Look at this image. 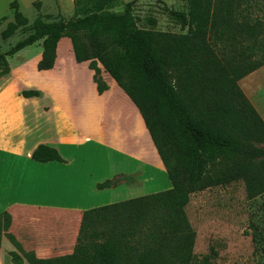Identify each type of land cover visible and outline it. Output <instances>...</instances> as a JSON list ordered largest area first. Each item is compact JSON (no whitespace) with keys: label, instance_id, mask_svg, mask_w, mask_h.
I'll use <instances>...</instances> for the list:
<instances>
[{"label":"trees","instance_id":"obj_1","mask_svg":"<svg viewBox=\"0 0 264 264\" xmlns=\"http://www.w3.org/2000/svg\"><path fill=\"white\" fill-rule=\"evenodd\" d=\"M113 1L74 0L69 18L60 12L55 21L36 18L29 32L0 50V74L9 71L8 56L38 41L37 68L52 67L58 41L69 37L76 61L89 62L97 91L107 89L98 61L136 105L170 187L85 209L71 253L39 258L26 251L27 264H190L195 231L185 206L192 193L237 180L248 198L264 193V120L237 83L264 65L260 0H189L188 12L165 6L184 33L140 27L132 2L114 11ZM10 7L13 21L3 38L27 23L16 1ZM31 158L64 161L47 144ZM122 176L96 188L116 186ZM9 224V213L1 211L0 241Z\"/></svg>","mask_w":264,"mask_h":264},{"label":"crops","instance_id":"obj_2","mask_svg":"<svg viewBox=\"0 0 264 264\" xmlns=\"http://www.w3.org/2000/svg\"><path fill=\"white\" fill-rule=\"evenodd\" d=\"M13 1L17 2L20 10L21 0H4L9 11L12 10L10 2ZM26 1L32 5L38 0ZM55 55L50 68H37L41 58L40 49L31 56L26 54L19 57L15 63L8 60L9 71L0 74V161L8 170H0V212H10L14 224L19 213L24 212L26 217L22 220L30 226L26 232L33 238L28 248L39 258L71 253L82 212L118 201V198L113 197V192L120 186L129 188L119 184L97 189L96 183L138 171L143 178L145 170L154 167L156 175L163 177V181L167 178L165 167L139 110L101 63L97 61L96 65L107 89L99 93L89 62L76 61L71 43L62 45L58 41ZM25 90H35L39 94L24 96L22 92ZM86 143L95 146V157L86 160L92 161L89 165H84L83 158L78 160L74 153ZM40 144L55 147L64 161L38 162L32 159L33 150ZM97 148L107 151V156L96 153ZM122 158L131 159L132 165L124 166ZM77 161L78 166L84 167L88 174L86 188L89 199L84 202L76 200L66 188L76 186L74 181L69 179L66 183L58 182L63 179L60 174L72 170ZM46 165L58 168L45 177L48 179L47 185L59 188L62 196L37 198L20 194L23 179L14 174L13 170L21 169V166L33 168ZM68 177L74 176L68 173ZM155 177L150 178L147 184L154 181ZM164 182L163 187H167L168 183ZM37 212H58L71 216L74 226L70 235L66 237L63 231H56L53 225L38 228L31 217ZM55 235L63 236L62 240L54 241ZM6 244L7 240L3 238L0 264H13L4 250Z\"/></svg>","mask_w":264,"mask_h":264},{"label":"rangeland","instance_id":"obj_3","mask_svg":"<svg viewBox=\"0 0 264 264\" xmlns=\"http://www.w3.org/2000/svg\"><path fill=\"white\" fill-rule=\"evenodd\" d=\"M73 1L38 0L35 1V3L39 2L38 5L35 3L31 5L26 0H21L20 10L27 18V23L24 26H19L9 37L3 38L1 32L8 22L13 21V16L12 10L9 11L4 0H0V17L3 16L0 18V50H6L17 39L29 32L31 24L36 18L42 21H55L59 19V12L65 19L73 16L75 14ZM127 2L133 3V13L140 27L175 33L186 31L181 29L179 24L168 15L165 6L188 12L189 0H114L109 8L110 10L120 11ZM260 2L263 5L261 14L264 18V0H260ZM59 42L65 45L70 43V38L63 37ZM41 44L42 42L38 41L27 46L19 50L17 54L15 53L13 57H7V60L15 63L21 56L26 54L31 56L42 48ZM237 83L264 120V65L240 78ZM94 149L93 144L86 143L74 153H76L78 160L83 158L84 165H89L92 161L86 162V160H92L95 157ZM96 153L105 154L106 156L108 154L107 151L100 148H97ZM121 161L124 166L132 165L131 159L122 158ZM154 168L145 170L143 177L145 181L140 171L120 177L117 185L124 184L129 188L120 186L118 190L113 192V197L118 198V201H120L169 188L170 181L168 177L164 178V181L168 183L167 187H163V183H165L163 177L156 175ZM0 170L8 172L2 161H0ZM57 170L58 168L52 165L33 166V168L21 166V169L15 168L13 173L20 175L23 179L21 182L22 188L19 190L20 194L37 198L46 196L58 198L62 196L59 193L61 192L60 189L47 185L48 179L45 177ZM68 173H71L74 177H68ZM60 175L63 179L58 182L66 183L71 179L76 183L73 188L66 187L69 194L76 200L84 202L89 199L86 188L88 174L84 167L78 166V161L72 170ZM153 177H155V180L147 184V181ZM185 212L189 225L195 231L193 258L190 264H264V193L261 196L248 198L242 180L224 185H215L192 193L185 206ZM8 213L10 224L7 230L1 231L0 246L3 238H6L7 246L4 247V250L8 254L14 251L19 260L23 264H27L24 252H33L28 248L33 238L26 232L30 226L25 225L22 220L26 215H23L24 212H20V216L14 224L12 214ZM31 217L35 220L34 223L38 228H49L53 225L56 231H63L62 233L66 237L70 235L74 226V219L68 214H58V212L55 214H41L37 212ZM64 222L66 223L64 224ZM7 233L15 237L23 251L9 241ZM62 237L61 235H55L53 240L58 241ZM9 244L11 245L10 250ZM55 253H58V251L55 250ZM13 264L15 263L13 262Z\"/></svg>","mask_w":264,"mask_h":264}]
</instances>
